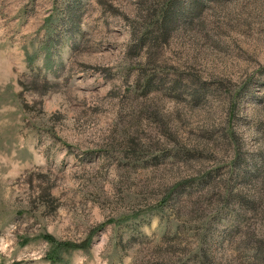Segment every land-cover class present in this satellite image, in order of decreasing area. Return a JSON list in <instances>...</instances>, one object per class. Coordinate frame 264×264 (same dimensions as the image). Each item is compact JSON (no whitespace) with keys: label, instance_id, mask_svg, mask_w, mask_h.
Segmentation results:
<instances>
[{"label":"rangeland","instance_id":"rangeland-1","mask_svg":"<svg viewBox=\"0 0 264 264\" xmlns=\"http://www.w3.org/2000/svg\"><path fill=\"white\" fill-rule=\"evenodd\" d=\"M165 1L0 0V264H264V0Z\"/></svg>","mask_w":264,"mask_h":264},{"label":"trees","instance_id":"trees-1","mask_svg":"<svg viewBox=\"0 0 264 264\" xmlns=\"http://www.w3.org/2000/svg\"><path fill=\"white\" fill-rule=\"evenodd\" d=\"M178 3L179 0H166L164 2V5L162 6L160 11L159 21L157 22V25H155L159 31V38L164 39L167 33L169 32V29H171L172 25H175L177 13H178L177 10H180L178 9ZM155 39L157 38L154 37L146 40L153 42ZM146 83H149V81H146ZM176 85H177L176 82H173V87H176ZM259 126L260 129H262L261 131H263L264 125L259 124Z\"/></svg>","mask_w":264,"mask_h":264}]
</instances>
